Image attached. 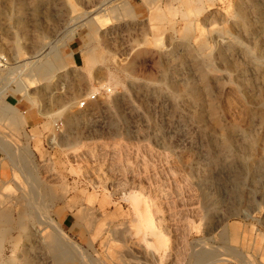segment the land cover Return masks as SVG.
I'll list each match as a JSON object with an SVG mask.
<instances>
[{
	"label": "rangeland",
	"instance_id": "1",
	"mask_svg": "<svg viewBox=\"0 0 264 264\" xmlns=\"http://www.w3.org/2000/svg\"><path fill=\"white\" fill-rule=\"evenodd\" d=\"M0 52V264H264V0H0Z\"/></svg>",
	"mask_w": 264,
	"mask_h": 264
},
{
	"label": "bare ground",
	"instance_id": "2",
	"mask_svg": "<svg viewBox=\"0 0 264 264\" xmlns=\"http://www.w3.org/2000/svg\"><path fill=\"white\" fill-rule=\"evenodd\" d=\"M243 16V14H242ZM49 66V65H48ZM48 70V69H47ZM43 71V70H42ZM48 73V72H47ZM226 146H230L231 145V139L229 140H226ZM13 146V145H12ZM0 147H2L4 150H8L10 152V154L12 153V147L10 146V144H8L5 140H2V138H0ZM16 150V149H15ZM17 151V150H16ZM21 153V151L19 152ZM23 157L26 156L24 153H22ZM12 155V154H11ZM21 155V154H20ZM22 156L19 157V161L21 163V161L23 160ZM13 157V155H12ZM15 158V157H14ZM17 158V157H16ZM26 158V157H25ZM28 160V159H26ZM18 161V162H19ZM19 164V163H18ZM22 164V163H21ZM27 165V164H26ZM30 166V164H29ZM26 167V166H25ZM25 174L27 175V178L28 180H30L31 182V199H32V202H31V207H35L36 205H38V203L36 202V200L39 198L38 196V187H37V184H36V180H35V177L31 174V171L30 172H25ZM29 182V181H28ZM30 185V184H29ZM30 189V187H29ZM40 199H41V196H40ZM38 201V200H37ZM43 202V200H42ZM44 204V203H43ZM45 207V205L43 206ZM40 219V218H39ZM49 244L50 246L52 247L51 251L53 252L54 254V257L56 259V261L58 262V264H62V263H65L66 261V258L65 256L63 255V250L61 248V243L58 241L57 238H55L54 236H50L49 238ZM54 245H57V247L54 248ZM198 258H199V262L201 264H204V263H211L213 261H217L218 258H217V255L214 251H211V250H207V251H200L198 254ZM197 257V256H196ZM68 260V259H67ZM247 262V261H246ZM248 263V262H247Z\"/></svg>",
	"mask_w": 264,
	"mask_h": 264
},
{
	"label": "built area",
	"instance_id": "3",
	"mask_svg": "<svg viewBox=\"0 0 264 264\" xmlns=\"http://www.w3.org/2000/svg\"><path fill=\"white\" fill-rule=\"evenodd\" d=\"M9 65V58L2 52H0V70L5 69ZM107 92H110L109 89H106V87H99L96 89V92L90 97V101L97 100L102 94H105ZM87 104V102H83L81 104L82 107H84Z\"/></svg>",
	"mask_w": 264,
	"mask_h": 264
},
{
	"label": "crops",
	"instance_id": "4",
	"mask_svg": "<svg viewBox=\"0 0 264 264\" xmlns=\"http://www.w3.org/2000/svg\"><path fill=\"white\" fill-rule=\"evenodd\" d=\"M61 248H62V246H61ZM62 250H63V249H62ZM63 253H64L63 255L65 256L66 261H67L68 257H66V253H65V252H63ZM66 261H65V262H66Z\"/></svg>",
	"mask_w": 264,
	"mask_h": 264
}]
</instances>
